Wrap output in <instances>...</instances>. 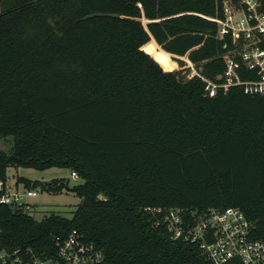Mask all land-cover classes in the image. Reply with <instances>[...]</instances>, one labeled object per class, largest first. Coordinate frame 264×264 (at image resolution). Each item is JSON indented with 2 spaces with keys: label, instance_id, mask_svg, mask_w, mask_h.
<instances>
[{
  "label": "trees",
  "instance_id": "16d2710c",
  "mask_svg": "<svg viewBox=\"0 0 264 264\" xmlns=\"http://www.w3.org/2000/svg\"><path fill=\"white\" fill-rule=\"evenodd\" d=\"M214 14V0H0V137H12L0 178L62 167L81 180L70 217L0 204V248L50 254L53 236L76 229L104 264H213L153 226L145 206L238 207L264 239V95L236 85L208 96L157 57L182 66L185 55L216 80L231 54L252 77L203 17ZM16 181L67 188L62 177Z\"/></svg>",
  "mask_w": 264,
  "mask_h": 264
},
{
  "label": "built area",
  "instance_id": "2783aa9c",
  "mask_svg": "<svg viewBox=\"0 0 264 264\" xmlns=\"http://www.w3.org/2000/svg\"><path fill=\"white\" fill-rule=\"evenodd\" d=\"M215 14L203 16L216 24V36H230L237 54L252 77L241 78L233 56L224 55L225 69L218 79L205 77L188 62V77L197 76L208 96L218 89L240 86L248 95H264V0H214ZM239 41V42H238ZM238 43V44H237ZM233 54V53H232ZM70 176L78 179L75 171ZM37 188L23 186L16 179L0 178V204L28 211V198ZM143 212L155 227L163 228L172 239L194 244L211 263L236 258L242 264H264V239L251 237V223L238 207H208L197 211L185 207L145 206ZM53 251L38 255L30 247L0 248V264H104L101 250L76 229L53 236Z\"/></svg>",
  "mask_w": 264,
  "mask_h": 264
},
{
  "label": "rangeland",
  "instance_id": "374dc122",
  "mask_svg": "<svg viewBox=\"0 0 264 264\" xmlns=\"http://www.w3.org/2000/svg\"><path fill=\"white\" fill-rule=\"evenodd\" d=\"M142 22L145 21L142 19ZM157 50L160 47L156 46ZM160 62L173 70L181 69L182 73H188L191 68L188 65V59L186 56H179V59L183 60L184 64L179 66L173 59L176 56H172L168 59L157 56ZM175 64L174 68L173 65ZM12 146V137H0V150L9 152ZM6 176L10 181L16 179L18 176H23L29 179L49 180L55 177H62L65 179L67 188H62L61 191L52 193L45 191H37V195L28 198L30 208L27 211L35 220H40L49 213H56L65 217H70L75 210L77 204L80 202V198L69 188L81 182L80 179H74L70 176V170L62 167H50L43 170H38L30 167H8L6 169Z\"/></svg>",
  "mask_w": 264,
  "mask_h": 264
},
{
  "label": "water",
  "instance_id": "95a60500",
  "mask_svg": "<svg viewBox=\"0 0 264 264\" xmlns=\"http://www.w3.org/2000/svg\"><path fill=\"white\" fill-rule=\"evenodd\" d=\"M69 189H70L71 191H74V189H75V188H74V187H72V188H69Z\"/></svg>",
  "mask_w": 264,
  "mask_h": 264
}]
</instances>
